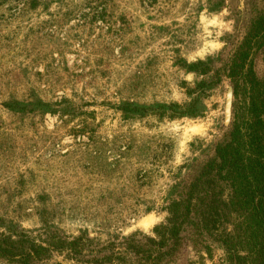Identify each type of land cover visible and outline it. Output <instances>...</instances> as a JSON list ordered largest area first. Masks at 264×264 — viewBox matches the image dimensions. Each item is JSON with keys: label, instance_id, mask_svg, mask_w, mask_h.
<instances>
[{"label": "rangeland", "instance_id": "1", "mask_svg": "<svg viewBox=\"0 0 264 264\" xmlns=\"http://www.w3.org/2000/svg\"><path fill=\"white\" fill-rule=\"evenodd\" d=\"M262 5L0 0V232L85 234L95 248L153 236L228 136L241 94L225 68ZM184 236L172 264L224 257ZM45 264L77 262L54 252Z\"/></svg>", "mask_w": 264, "mask_h": 264}, {"label": "trees", "instance_id": "2", "mask_svg": "<svg viewBox=\"0 0 264 264\" xmlns=\"http://www.w3.org/2000/svg\"><path fill=\"white\" fill-rule=\"evenodd\" d=\"M200 66L205 67L197 62L188 69L196 72ZM225 73L241 94L228 136L190 182L185 198L166 206V218L153 228V236L141 240L132 235L118 247L108 243L95 248L85 234L71 239L49 236L44 244L23 232L15 237L0 232V258L6 264H45L55 252L77 264H172L185 245L184 232H189L206 235L224 250L215 264H264V0ZM218 182L228 187L226 198Z\"/></svg>", "mask_w": 264, "mask_h": 264}, {"label": "water", "instance_id": "3", "mask_svg": "<svg viewBox=\"0 0 264 264\" xmlns=\"http://www.w3.org/2000/svg\"><path fill=\"white\" fill-rule=\"evenodd\" d=\"M231 101H232V89L228 88L225 97V106H224V114H225V122L228 123L229 118L231 116Z\"/></svg>", "mask_w": 264, "mask_h": 264}]
</instances>
